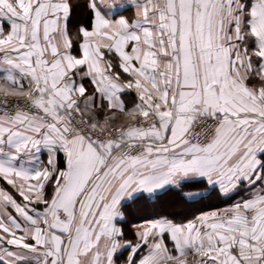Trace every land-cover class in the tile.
Segmentation results:
<instances>
[{"label": "snow or ice", "instance_id": "6c2138e0", "mask_svg": "<svg viewBox=\"0 0 264 264\" xmlns=\"http://www.w3.org/2000/svg\"><path fill=\"white\" fill-rule=\"evenodd\" d=\"M0 264H264V0H0Z\"/></svg>", "mask_w": 264, "mask_h": 264}, {"label": "trees", "instance_id": "16d2710c", "mask_svg": "<svg viewBox=\"0 0 264 264\" xmlns=\"http://www.w3.org/2000/svg\"><path fill=\"white\" fill-rule=\"evenodd\" d=\"M168 203L171 205L174 203L173 200L169 199ZM212 207H217V206H223L222 204H220L219 202H212ZM199 206H194L191 209L183 207V206H179V207H170L169 210L170 211H175V212H188V211H195L196 208ZM204 210H208L207 208H205ZM151 209H147L145 212H142L141 215L146 214L147 212H150Z\"/></svg>", "mask_w": 264, "mask_h": 264}]
</instances>
